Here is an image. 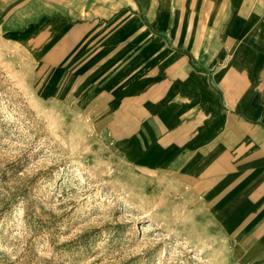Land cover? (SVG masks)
Here are the masks:
<instances>
[{
	"label": "crops",
	"instance_id": "0c3cea01",
	"mask_svg": "<svg viewBox=\"0 0 264 264\" xmlns=\"http://www.w3.org/2000/svg\"><path fill=\"white\" fill-rule=\"evenodd\" d=\"M0 45L193 216L211 262L264 264V0H0Z\"/></svg>",
	"mask_w": 264,
	"mask_h": 264
},
{
	"label": "rangeland",
	"instance_id": "374dc122",
	"mask_svg": "<svg viewBox=\"0 0 264 264\" xmlns=\"http://www.w3.org/2000/svg\"><path fill=\"white\" fill-rule=\"evenodd\" d=\"M32 67L0 45V264H225Z\"/></svg>",
	"mask_w": 264,
	"mask_h": 264
}]
</instances>
